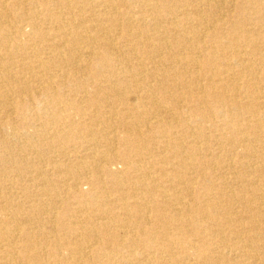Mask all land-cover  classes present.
<instances>
[{"label": "bare ground", "instance_id": "obj_1", "mask_svg": "<svg viewBox=\"0 0 264 264\" xmlns=\"http://www.w3.org/2000/svg\"><path fill=\"white\" fill-rule=\"evenodd\" d=\"M72 1L80 19L71 0H0V264H257L264 0H243L256 5L250 12L230 0L246 20L230 30L249 51L201 60L205 14L227 0H194L193 9L184 0ZM233 60L241 70L231 71ZM82 62L89 96V85L69 88L77 77L67 68ZM241 78L251 88L245 103L225 95L235 97ZM206 121L229 132L209 151ZM238 147L257 180L227 172ZM218 174L221 188L210 182Z\"/></svg>", "mask_w": 264, "mask_h": 264}, {"label": "rangeland", "instance_id": "obj_2", "mask_svg": "<svg viewBox=\"0 0 264 264\" xmlns=\"http://www.w3.org/2000/svg\"><path fill=\"white\" fill-rule=\"evenodd\" d=\"M184 1L186 2V5H188L189 8H192V9L195 8L194 0H193V3H192V0H184ZM238 1L239 2H242V4H241L243 6L242 9H246V11H249L250 12V9H253V7L256 9V5L253 4V3H249L248 1H244L243 2V0H238ZM119 7L120 8H123V7H121V5ZM142 7H143L142 4H138L135 7V9H142ZM70 9H72L73 10V14L75 16H77V18L79 16V19H80L81 15H82V12H81L80 9H83L82 6H81V3L74 2V1L71 0V8ZM236 10H237V8L231 7L230 0H227L226 5H224L222 9L218 10V11H220L218 14H214V12H213L214 10L206 12V14H205L206 19L204 20V23L201 24L200 30L205 25L206 26H209L210 27V30H209V33L204 36L205 38L201 40V41H203L202 44H201V49H200L199 53L197 54V56L199 57L200 60L204 57L205 54H209V53H215L217 56H218V54H221V57H224V59H227L228 57L233 58V55H231V56L228 55V53L230 52V50L236 51L237 49L246 48V50L249 51L251 49L250 46L246 43V41L243 40V38L234 37L233 32L230 30L231 28H230L229 24L231 22H233V24H235V25H238V27H239L241 23L242 24H245V21H246V20H244V18L241 15L239 16V14H238V12ZM146 18H148V16ZM46 23L47 22H44L43 24H41V26L42 27H46L48 25ZM260 23L261 22H259L258 20H254L253 21V25H254L253 28H255V30H261L260 25H259ZM261 24H264V23H261ZM195 26H197V25H195ZM244 27H245V25H244ZM123 30L126 32V34H128V31L127 30H125V29H123ZM228 32H230L231 34H229ZM211 34H213L214 37H212ZM167 35L169 36V39H171V36L172 35L171 34H167ZM221 35H226V37H221ZM258 37H259L258 43H259V45H262L261 43H264V31L263 30H261L260 36H258ZM220 43H223V44L220 45ZM46 48H47V46H44V48H43L44 50L43 51L47 52ZM44 56H46V54H43V57ZM42 59H45V58H42ZM31 60L32 59H27L28 62H31ZM251 60H254V59H251ZM214 62H215V65L218 66L217 65L218 64V60L215 59ZM81 64H82V66H81V69L80 70H74V69L67 68V71L70 72L71 75H75V77H77L76 78L77 79V82L76 81H71V83H69V88H72V89L77 88L79 86L78 84L80 82L83 85H86V86L89 85L86 88L87 96H89V95H92L93 93H96V91H94V88L91 89V87H90V82H92V78L89 75V73L87 72L88 70H87V67L85 66V63L82 62ZM202 64L203 63L201 61L199 63V68L200 67L202 68ZM230 66H231V71H237V70L240 69V67L235 64L234 60H233V63L231 65H229V67ZM259 66H260V68L264 69V64L263 63L259 64ZM206 79H207V74H204V73L201 72V75L199 76V82H198L200 84V86L205 85L204 83L206 82ZM237 82H238L237 85L239 87V91L240 92L238 91V93L234 97V95L232 96V93H233L232 90H230V91L227 90L226 93H225V95L226 96H229V97H233L234 100L237 101V102L245 103L247 101V98L246 97L250 94V91H248V90L251 89V88L247 84V79H245V78H241ZM261 84L262 83L258 84L257 87L259 85H261ZM57 87L58 88H61L62 86L61 85H58ZM161 89L160 90L162 92L167 91V88H165V87H163ZM79 94L81 95L82 93L79 92ZM259 96H260L259 97V99H260L259 101H264V96L263 95H259ZM232 108L233 107L229 106V109L228 110H230V113H233L232 110H231ZM219 109H220V107H219ZM226 113H227V115H229L228 112H226ZM245 116L246 115L240 116L239 117L240 118L239 121L242 122V123H246L247 122V119L245 118ZM217 120H218V118H217ZM194 121H197V119L194 118ZM191 125H192V128L193 129L194 128L197 129L198 121L191 123ZM208 125H209V127H208ZM211 125L212 124L209 121H206L205 124H204V134L205 135H208V138L210 140L209 143L207 144V147H208L207 150L208 151L210 149L214 148V143H215L216 140H218V138L220 136H222L224 133L225 134H228L229 133L227 131L228 126L225 125V124H221V125H218L217 124V125H214V126H211ZM257 134L259 136L258 138L260 139L259 142L262 143V144H264V138H261L262 135H263V133L259 132ZM225 149H227V148L225 147ZM201 150H202V154L205 155L206 149L205 148H201ZM242 151L243 150L241 149V147H238V149H236L234 152H229L230 155H229L228 160H230V158H232V162L233 163H232V165L230 167L231 169H229L227 172H236V171H241V173L243 172L242 173L243 174L242 175L243 177L240 175L241 177H236V180H242L244 178H253V179H256L257 180V176L258 175L256 173H254L253 171H247V173H245L244 169L240 166L239 160H241V159L238 157V154L239 153H242ZM256 153L259 156L261 154L263 156L264 155V150H260L258 148V149H256ZM211 156L205 157V158L207 160H209V161L211 160V162L217 163L216 166H218L219 163L220 164L221 163H224L223 162V160H224L223 158H221V157L214 158L215 157L214 155H211ZM215 159H218V160L215 161ZM255 162H256L257 165L258 164L261 165L260 164L261 161L259 162L258 160H256ZM219 175H222V174H218L217 176L213 177L210 180V182L213 185L215 184L218 188H221V182H222V180L219 177ZM237 175H238V173H237ZM216 177H217V179H216ZM193 186L196 187V184H193ZM81 187L84 188V189H87L88 188V186L86 184L81 185ZM219 212L221 214L223 211L219 210ZM237 213H238V215L243 216V217H248L250 214H252L250 211H248L247 209H243V208L238 209V212ZM221 217H222V215H221ZM226 217H228V215ZM259 263L260 264H264V258L262 256L260 257V260L258 261L257 264H259Z\"/></svg>", "mask_w": 264, "mask_h": 264}]
</instances>
